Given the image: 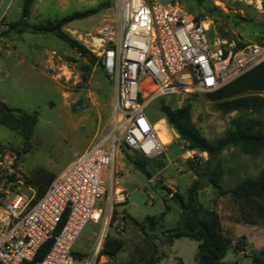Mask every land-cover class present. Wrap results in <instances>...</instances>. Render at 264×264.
<instances>
[{"label":"rangeland","instance_id":"obj_1","mask_svg":"<svg viewBox=\"0 0 264 264\" xmlns=\"http://www.w3.org/2000/svg\"><path fill=\"white\" fill-rule=\"evenodd\" d=\"M156 1L161 4L177 1L194 16L211 19L212 41L220 38L236 44L264 43V3L262 9L258 0ZM115 3L116 0H51L46 8L39 0L28 18L23 19L22 12H11L0 21V95L5 93V103L11 108L32 114L37 119L29 141L21 131L0 123V147L17 153L25 180L40 169L58 175L75 160L77 151L86 150L102 134H108L114 100L113 81L98 61L91 64L56 35L35 31L34 27L55 22L75 11L100 7L97 14L73 21L63 28L85 46L84 40L89 34L114 18ZM11 23H19L20 31L10 29L8 24ZM222 32L229 34L231 40L223 38ZM165 101L173 108L192 104L193 122L212 141L224 137L238 115L237 112H222L208 94H198L182 104L174 97ZM161 102L162 99L152 102L147 114L153 122L165 120L163 126L170 142L161 156L149 160L147 169L152 174V181L134 168V158L145 159L141 154L123 144L118 151L117 177L128 195L127 203L120 206L126 214V226L123 234H116L112 229L109 232L111 237L123 240L124 247L115 260L108 259V264H147L151 258L157 264H198L197 241L190 238L172 240L165 233L181 226L185 209L181 201L156 191L157 182L179 194L186 203L196 185L201 213L217 212L225 234L234 240V245L243 238L240 246L244 254L236 256L231 248L225 261L250 264L253 254L264 251V217L233 200L230 194L222 196L209 185L202 177L209 166L208 155L188 150L162 118ZM246 114L264 124V109ZM188 160L194 163L195 170L191 169L192 163ZM210 165L223 171L220 182L225 189H230L243 179L260 174L264 169V150L245 154L239 148L230 147ZM110 169L104 170L105 182H109ZM147 217H154L157 224L152 227ZM244 217L251 218L254 224H246ZM99 233L100 226L90 224L75 251L92 254Z\"/></svg>","mask_w":264,"mask_h":264},{"label":"built area","instance_id":"obj_2","mask_svg":"<svg viewBox=\"0 0 264 264\" xmlns=\"http://www.w3.org/2000/svg\"><path fill=\"white\" fill-rule=\"evenodd\" d=\"M258 1L263 9L264 0ZM113 11L114 18L84 40L114 84L109 133L79 153L41 197L22 175L17 153L0 149V264L31 263L46 245L38 264H108L101 250L109 232L123 234L126 226L120 206L128 195L116 170L120 146L148 160L166 151L149 105L217 92L264 62V45L212 41L211 19L177 1L116 0ZM90 224L100 226L96 248L77 253Z\"/></svg>","mask_w":264,"mask_h":264},{"label":"trees","instance_id":"obj_3","mask_svg":"<svg viewBox=\"0 0 264 264\" xmlns=\"http://www.w3.org/2000/svg\"><path fill=\"white\" fill-rule=\"evenodd\" d=\"M201 1V0H199ZM35 0H25L22 8L23 19L31 15V8ZM100 7L89 8L84 11H75L55 22L47 25L34 27L35 31L41 33H52L76 50L83 58L89 60L91 64H96L97 57L85 46L68 35L63 28L73 21L85 19L100 12ZM12 30H19V23L8 24ZM20 31V30H19ZM227 33L222 32L223 38H231ZM260 45H264L261 43ZM246 46L245 43L237 42V47ZM218 108L224 113L237 112V117L231 122V129L226 135L217 140H209L198 129L192 119V104L187 103L181 108H173L162 100L160 112L162 118L166 119L168 125L176 132L179 139L186 144L189 151L206 153L208 155L207 172L202 175L209 185L213 186L222 196L230 194L233 200L240 202L250 210H256L260 216L264 217V169L255 177H247L239 182L235 187L225 189L220 178L223 175L221 169H214L210 165L227 148L235 147L245 154H256L264 150V124L261 120L247 117V112H260L264 109V62L247 72L237 80L226 85L217 92L208 94ZM160 118V119H162ZM0 123L13 130H19L29 141L34 133L37 119L34 115L28 114L20 109L8 106L0 98ZM156 123V122H155ZM2 149V147H0ZM19 153V152H18ZM132 159L131 156H128ZM137 163L146 168L149 167L148 159L134 158ZM188 163H192L188 160ZM191 169L195 170L194 163ZM57 175L48 172L46 169L36 171L32 178L26 180L28 185L34 187L38 197L45 194L48 187ZM197 186H193L190 192V200L184 202L177 193H172L171 198L181 201L184 206L183 220L180 227L174 230L165 231L168 236L174 239L190 238L198 242V264H239V261H225L227 253L234 248L235 253L244 251L240 246L242 239L234 245V240L227 236L223 230L220 216L215 211L201 213V206L197 199ZM147 221L154 227L157 220L154 217H147ZM246 224H254L249 217H244ZM49 245L43 247L36 259L27 264H38L48 250ZM124 242L120 238L108 237L103 245L101 254L110 261L115 260L117 254L123 249ZM147 264H157L151 258ZM250 264H264V251L251 256Z\"/></svg>","mask_w":264,"mask_h":264},{"label":"crops","instance_id":"obj_4","mask_svg":"<svg viewBox=\"0 0 264 264\" xmlns=\"http://www.w3.org/2000/svg\"><path fill=\"white\" fill-rule=\"evenodd\" d=\"M24 1L25 0H0V21L4 18H7L8 15L11 13V12H22V8H23V5H24ZM39 0H35L32 8H31V12H34V9H35V6L37 4ZM44 2V7H48V4L50 3L51 0H41ZM9 77L6 76V79H8ZM1 83V81H0ZM3 92V91H2ZM0 98L4 101V102H7V99H6V95L5 93H2L0 95ZM159 122H164L165 123V120H160ZM168 134V133H167ZM168 137H169V134H168ZM83 152V151H82ZM81 153L80 151H77L76 152V156ZM76 158V157H75ZM74 161V160H73ZM71 161V162H73ZM70 162V163H71ZM68 163L64 169L70 164ZM63 169V170H64ZM62 170V171H63ZM60 174V173H59ZM58 174V175H59ZM122 187V186H121ZM244 254V251H241L239 253H236V256H241ZM238 261V260H237Z\"/></svg>","mask_w":264,"mask_h":264},{"label":"water","instance_id":"obj_5","mask_svg":"<svg viewBox=\"0 0 264 264\" xmlns=\"http://www.w3.org/2000/svg\"><path fill=\"white\" fill-rule=\"evenodd\" d=\"M133 165H134V168L136 170H138L140 173H142L147 178V180L149 182L152 181V178H153L152 174L149 172V170L145 166H143L142 164L137 163V162H135ZM155 190L164 192L168 196H171L172 193H173V191L170 188H168L167 186L163 185L161 182H157Z\"/></svg>","mask_w":264,"mask_h":264},{"label":"bare ground","instance_id":"obj_6","mask_svg":"<svg viewBox=\"0 0 264 264\" xmlns=\"http://www.w3.org/2000/svg\"><path fill=\"white\" fill-rule=\"evenodd\" d=\"M156 128L159 130V137L161 139V141L164 144H168L170 142L167 131L165 129V127L163 126V122H159L157 123Z\"/></svg>","mask_w":264,"mask_h":264}]
</instances>
